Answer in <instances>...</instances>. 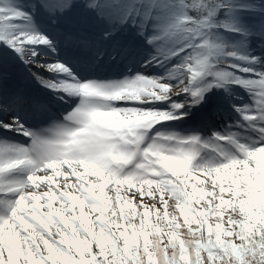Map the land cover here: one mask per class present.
I'll use <instances>...</instances> for the list:
<instances>
[{
    "label": "rangeland",
    "instance_id": "rangeland-1",
    "mask_svg": "<svg viewBox=\"0 0 264 264\" xmlns=\"http://www.w3.org/2000/svg\"><path fill=\"white\" fill-rule=\"evenodd\" d=\"M7 1L0 145L25 137V148L37 139L58 147L49 156L38 145L34 156H0V264H46L50 256L58 264L63 249L73 251L70 240L87 258L82 237L119 239L117 226L146 227V211L161 217L163 232L179 233L172 220L189 204L198 218L225 226L218 238L244 241L237 218L264 232V205L254 197L264 190V31L247 14L237 12L238 34L217 55L216 67L234 77L220 82L150 12H121L113 0ZM125 78L134 90L93 86ZM24 159L45 176L19 183L18 166L6 165ZM17 186L22 197L9 192Z\"/></svg>",
    "mask_w": 264,
    "mask_h": 264
},
{
    "label": "trees",
    "instance_id": "trees-1",
    "mask_svg": "<svg viewBox=\"0 0 264 264\" xmlns=\"http://www.w3.org/2000/svg\"><path fill=\"white\" fill-rule=\"evenodd\" d=\"M95 1L85 0V3L92 5ZM113 1L118 3L121 12L126 13L131 10L146 14L150 12L163 29L170 32L174 42L183 48H188L194 65L207 64L215 81L220 82L234 81L228 68L216 67V65L217 55L224 51L223 43L226 39H234L238 34V25L235 21L237 12L247 14L256 26V30L264 31V0ZM7 4V0H0V10L7 12L8 10L5 9ZM257 193H261L262 196L254 197L264 205V190ZM184 210L185 217L182 219L178 217L179 221L172 220L179 233L163 232L160 225L161 217L146 211L143 214L144 219L141 220L145 222V228L141 223L134 227L117 226L119 239L112 238L110 233L101 237L97 232L92 233V242L82 237L87 258L80 254L81 250L70 240L73 251L63 249L65 253L61 252L60 255L63 260L57 263L264 264V232L249 228L245 230L246 221L237 218L233 220L232 225L243 232L244 241L241 242L231 233L223 239L218 238L217 233L225 229L223 224L208 222L202 216L198 218L200 214L190 204ZM91 243H94V250H91ZM50 260L51 256L47 257L46 264H49Z\"/></svg>",
    "mask_w": 264,
    "mask_h": 264
},
{
    "label": "bare ground",
    "instance_id": "bare-ground-1",
    "mask_svg": "<svg viewBox=\"0 0 264 264\" xmlns=\"http://www.w3.org/2000/svg\"><path fill=\"white\" fill-rule=\"evenodd\" d=\"M64 55L65 54L59 55V57L56 58V59L62 60L64 58ZM50 56L51 57H48V58L42 57V58H45V59H42V60L43 61L45 60L46 62H49V58L50 59H54V55H50ZM76 61L78 62L80 60L77 59ZM40 62H41V60H40ZM39 67H40V65H39ZM47 67H50L52 73H54V72H56V69L58 67V63L56 61H52V63L47 64ZM98 67L102 68L104 66L100 64V65H98ZM86 72L87 71L85 70L84 72H82V74H86ZM91 76H95V75L91 73ZM95 77L99 78L100 76L97 75ZM102 77H104V75ZM108 84L116 85V87L115 88H113V86L107 87L106 85H108ZM69 85H70L71 88H74L75 90H77V88L79 87L80 84H75L74 86L72 84H69ZM0 86H2V84ZM93 86H94L95 90H97L100 87H103L104 89L109 88L110 90L114 91V93H119V92H125L126 93V92H130L131 90H134L136 88L135 85H134V82L130 81V80L126 79V78L119 80V82L112 81L110 79L108 81H106V80H104V81L97 80V81H94ZM2 87H4V86H2ZM3 89H5V88H3ZM92 91H94V90H92ZM66 95L67 94H65V96ZM67 97L69 98L70 96L67 95ZM72 98H73L72 101H76V99L79 100V101L83 100L82 98H78L77 94L76 95L74 94L72 96ZM84 98H86V99L88 98L89 100H91V99L92 100H96L95 97H92L90 95H87ZM122 101L123 100H121V99L115 100L113 102L111 101V104L120 105V104H123ZM56 104L58 105L57 106L58 110H59L60 107L64 108V105L62 103L61 104L56 103ZM0 107H3V106H0ZM181 115L185 116V115H189V113L188 114L185 113V114H181ZM37 117H39V119H40L41 115H38ZM37 132L40 133V130L38 129ZM23 138H25V137H17V141L18 142L12 143V144H10V143H2L0 145V156H2L3 158H8L9 157L8 154H12V155L13 154L14 155L15 154L16 155L17 154H22V155H24L26 153L29 154V155L34 156L35 155V149H34L35 145H38V147H40L41 150L42 149L44 150L45 155L49 156L47 151L50 150L52 147H58L57 144H50V143H47L46 141L44 142L42 140L37 139V140H32L31 144H29L27 146V148H25L24 146H22V144H20V142L23 140ZM13 165H17L18 168H19L18 171L15 173V176L19 178V180H20L19 183H21L22 185L28 184L26 182H34V181L36 182L37 180L40 179V176H42V177L45 176V173H42L40 171H38L36 173H33V172L30 173L31 169L35 166L32 163V161H26V159L21 160V161H14L12 164L6 165V168L10 169L11 167H13ZM54 177H57V175H55ZM17 189H19L18 186L14 187V188H11L9 190V192L10 193H14V191L19 192V197H22L24 193H22V190L18 191ZM6 202H4V204H6Z\"/></svg>",
    "mask_w": 264,
    "mask_h": 264
}]
</instances>
